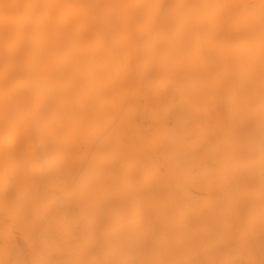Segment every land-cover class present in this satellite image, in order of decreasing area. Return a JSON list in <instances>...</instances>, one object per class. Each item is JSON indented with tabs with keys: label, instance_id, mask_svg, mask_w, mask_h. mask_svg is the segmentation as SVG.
<instances>
[{
	"label": "bare ground",
	"instance_id": "6f19581e",
	"mask_svg": "<svg viewBox=\"0 0 264 264\" xmlns=\"http://www.w3.org/2000/svg\"><path fill=\"white\" fill-rule=\"evenodd\" d=\"M0 264H264V0H0Z\"/></svg>",
	"mask_w": 264,
	"mask_h": 264
}]
</instances>
